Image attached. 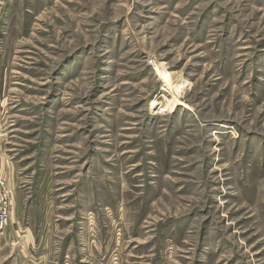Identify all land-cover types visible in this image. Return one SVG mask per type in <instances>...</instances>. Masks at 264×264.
<instances>
[{
    "label": "rangeland",
    "instance_id": "obj_1",
    "mask_svg": "<svg viewBox=\"0 0 264 264\" xmlns=\"http://www.w3.org/2000/svg\"><path fill=\"white\" fill-rule=\"evenodd\" d=\"M2 178L0 264H264V0H0Z\"/></svg>",
    "mask_w": 264,
    "mask_h": 264
},
{
    "label": "bare ground",
    "instance_id": "obj_2",
    "mask_svg": "<svg viewBox=\"0 0 264 264\" xmlns=\"http://www.w3.org/2000/svg\"><path fill=\"white\" fill-rule=\"evenodd\" d=\"M157 75L159 76V79L164 82L165 86H168V89L170 92H172L173 96L176 94V97L170 100L167 98L166 93L163 94V97L161 100H155L152 104L154 106L155 110H157L159 113L166 112H172L173 107L179 103V96L182 94L181 87H178L174 89L172 78L162 67H158V71H156Z\"/></svg>",
    "mask_w": 264,
    "mask_h": 264
},
{
    "label": "built area",
    "instance_id": "obj_3",
    "mask_svg": "<svg viewBox=\"0 0 264 264\" xmlns=\"http://www.w3.org/2000/svg\"><path fill=\"white\" fill-rule=\"evenodd\" d=\"M13 195L8 179H0V229L7 227L12 210Z\"/></svg>",
    "mask_w": 264,
    "mask_h": 264
}]
</instances>
